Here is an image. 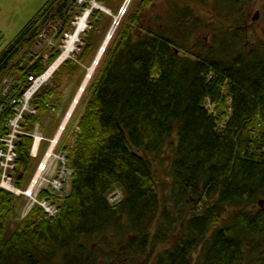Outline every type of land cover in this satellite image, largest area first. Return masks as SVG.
I'll return each mask as SVG.
<instances>
[{
    "label": "trees",
    "instance_id": "1",
    "mask_svg": "<svg viewBox=\"0 0 264 264\" xmlns=\"http://www.w3.org/2000/svg\"><path fill=\"white\" fill-rule=\"evenodd\" d=\"M91 1L114 12L111 3L119 0L44 1L0 51V76L20 72L26 82L27 73L39 74L42 61L30 46L40 28L59 20L58 42L76 10L88 7L80 50L53 72L56 82L63 73L69 79L97 46L99 25L111 22ZM146 1H132L89 76L72 146H61L72 176L54 215L33 205L4 234L13 203L0 190V264H264V60L255 49L213 58L212 44L186 51L181 42L198 24L192 5L204 0L145 8ZM248 1L213 3L210 29L232 34L228 42L219 38L222 50L241 33L218 19H230ZM58 53L51 48L48 61ZM53 87L34 93L36 113L23 116V129L48 108ZM205 98L228 105L212 114ZM15 143L20 185L32 167L30 137L21 134ZM163 176L170 177L174 206L187 194L203 196L201 207L184 217L169 213L160 199ZM115 186L121 198L110 205L106 195ZM173 232V243L152 256Z\"/></svg>",
    "mask_w": 264,
    "mask_h": 264
},
{
    "label": "rangeland",
    "instance_id": "2",
    "mask_svg": "<svg viewBox=\"0 0 264 264\" xmlns=\"http://www.w3.org/2000/svg\"><path fill=\"white\" fill-rule=\"evenodd\" d=\"M44 1L46 0H0V51L14 37L17 31L32 17V15L42 5ZM80 1L81 0H73L75 4H79ZM132 1L133 0H130L128 3L124 2V0H119L118 2L113 1L111 5L112 7L115 6L114 12L109 11L107 7L103 6L106 9L103 12L106 15H109L111 17V22L109 25H106L105 27H103L102 23L99 25L97 32L92 38L93 42L98 40L97 46L95 47L93 51L88 52L83 57V60L79 62V66L81 68L79 70H73L71 72L70 78L67 80H66L65 73H63V75L56 82V79L53 76V72L56 70V67H55L51 75L48 76L44 80V82L41 84V85H46L47 87L52 86L54 84L52 96L47 100V102L44 103V105L47 106L48 108H45L42 113L37 115V119H36L38 132L41 133L42 136H46V137L50 136V134L55 129V126H57L59 122H60L59 125L61 124L65 113L70 107V104L72 102L74 95L77 93V90L81 82L84 79L86 70L89 66L92 65L91 62L95 57L97 49L99 48L113 20L117 18L114 28L111 31L110 35L117 28V26H119V24L125 21V14L127 12V9L130 8ZM163 2L164 0H147L146 3L144 4V7L149 8V6L151 5L153 6L157 3L162 4ZM215 2L216 0H204V5L203 4L202 5L199 4V6L192 5V8H191L192 16L197 19L198 24L196 25V28H193L190 33L185 35V38L183 41L181 40L182 41L181 43L185 47V50L186 51H198L199 48H202V46L207 45V44H212V46L216 49V51L214 52L215 55L213 56V58H216L218 56V57H222L223 59L229 60L230 58L234 56V54L237 51L245 52L249 49H255L256 51L259 52L260 57L264 60V0H249L246 4L242 5L241 11L237 14H234L230 19H220V20L218 19L219 24L223 28L229 27L230 25L236 26L237 29H239L241 33L239 40L236 41V43L233 44V46L231 45L229 48H225L224 50H222V47L219 45L220 43L219 38L223 37L224 40L225 41L227 40L226 42H228V39L229 37L232 36V34L231 32L226 33L221 30L220 32H218V30L212 31L210 29V26L212 25L210 24L211 23L210 22L211 7H213V3ZM86 9H88V7H85L82 9L78 8L76 10L75 15L70 20L69 28L64 30L62 32L61 39L58 42H55L56 48L59 49V52L62 48L61 46H62V43L64 42V39L66 36L65 34L71 31V28L73 26V22L75 21V19L78 18V16H80ZM59 25H56V28L57 26L59 27ZM86 26H87V21H86V25L84 29L79 33L78 40L75 42L72 51L64 59L73 58L74 55L80 50V46L82 43L81 42L82 33L86 29ZM108 40L109 38L107 39L104 49L106 48ZM198 45H200L201 47L196 48L198 47ZM30 49L35 51V48L32 45L30 46ZM50 50L51 49H45V51H47L48 53V57L45 59V62H42V65H43L42 70L46 68L45 64H48L50 62L48 61ZM103 51H101V54L103 53ZM31 52L33 53V51ZM54 59H52L51 62ZM96 64H94V67L96 66ZM85 92L86 90L83 92L82 97L80 98L79 102L76 104L77 106H75V108L73 109V112L69 116L66 123L62 125L63 131L60 130L58 133H56V138L58 139L57 144H56V150L60 149L62 145H67L68 147L72 146L73 135L77 131V128H75L76 121L82 112L84 100L86 97ZM32 97L29 100L30 106H31L30 101L32 100ZM225 103L226 105H228L227 100H226V102L224 101L222 106L218 104L217 106L214 105V108H216L219 112H223L225 110ZM51 107H53L54 110H51ZM34 111H35L34 112L35 114L36 113L35 108H34ZM24 112H27V111H24ZM21 121H20V125L18 126V128H22V130H25L27 133H29L31 130L29 131V130L23 129L21 125ZM34 124L35 123H33V126ZM54 131L56 132V130ZM24 135H28V134H24ZM30 143H31V137H30ZM30 143H29V146H30ZM46 144H47L46 140L40 142L39 152L45 148ZM29 146L27 149V155L30 157L31 161L29 164H31L32 167L27 171V173L25 172L26 174V176H24L25 180L20 185H17L16 183V179L18 178V175L16 172L17 170H19L18 169L19 164L17 163V152H16V144H15L16 157L14 159V168L12 169V174H11L12 181H10V185L8 187L13 192L5 190L4 188L0 189V190H4L11 194L12 196L11 204L13 203V211H12L13 215L7 217L5 220L4 234H6L7 231L13 227V224L15 223V221L21 219L20 214L23 211L25 199L20 197L17 194L18 193L17 189L25 187L26 184L29 182L28 181L29 178L33 176V168L36 163V160L39 158L37 154L36 156H31L32 154H30ZM33 151H34V148L32 149V152ZM166 152H169V150L168 151L166 150ZM163 178L165 179L166 184H164L163 197L161 196L160 199L164 201V205L167 207V210L169 213H172V214L177 213V211L179 210L181 212L179 216L184 217L187 209L191 210V208L195 206L194 209L197 210L201 207L202 202L204 201L203 196H200V198L195 201L194 196L187 195V194H185L182 197L183 202L179 201L178 204L174 206L173 201H172L173 195L170 194L171 192L169 190L170 177L163 176ZM67 186H65V188H67ZM68 189H66L63 195L67 194ZM261 199L264 200V198H261ZM110 205H113V204H110ZM159 206L158 208H160ZM176 235L177 233L173 232L169 236L168 241L158 243L153 249L152 256L153 254L160 251L161 249L168 248L170 244L173 243V241L176 239ZM195 255L196 253L193 252L192 256L195 257Z\"/></svg>",
    "mask_w": 264,
    "mask_h": 264
},
{
    "label": "built area",
    "instance_id": "3",
    "mask_svg": "<svg viewBox=\"0 0 264 264\" xmlns=\"http://www.w3.org/2000/svg\"><path fill=\"white\" fill-rule=\"evenodd\" d=\"M56 25H59L58 20L46 22L38 32L40 42L35 43L34 47L38 56L42 58V62L48 57L45 49L54 46L53 36ZM51 64L52 62L46 65V68L38 75L27 73L24 76L26 82H20V72H4L0 76V189L12 191L8 187L12 181L11 174L16 157L15 141L17 137L21 134H28L31 137L29 146L31 156H36L39 153L41 141H47L34 165L33 176L29 178L25 187L17 189V194L25 199L20 218L25 216L33 205L38 206L46 216L52 217L57 210V199L64 196L63 193L68 189L72 176L71 169L65 163L64 151L56 150L58 139L53 138L54 135L51 137L42 136L38 132L37 123L34 124L31 131L29 130V133L18 128L25 114H34V108L29 105V100L37 88L50 76L51 72L43 77ZM203 107L209 113L215 112L214 105L208 98L204 99ZM60 130H62V125L57 127V131ZM120 198L121 191L117 187H113L106 195L110 204L117 203Z\"/></svg>",
    "mask_w": 264,
    "mask_h": 264
},
{
    "label": "bare ground",
    "instance_id": "4",
    "mask_svg": "<svg viewBox=\"0 0 264 264\" xmlns=\"http://www.w3.org/2000/svg\"><path fill=\"white\" fill-rule=\"evenodd\" d=\"M130 0H126V2L128 3ZM87 15H88V11L85 10L80 16H78V18L75 19V21L73 22V26L71 28V31L67 32L65 35V39L64 42L62 43V48L60 50V54L58 55V57L52 62L51 66L46 70V72L44 73L43 77L47 76L51 71L52 68H54L60 61H62L65 57H67L69 55V53L72 51L75 42L78 40V36L79 33L84 29L85 25H86V21H87ZM106 42L104 43L103 47L105 46ZM101 54H98V57L96 60H98L99 56ZM94 68V64H92L91 66H89L86 70V74L84 76L83 81L81 82L77 93L74 95L72 102L70 104V107L68 108L67 112L65 113L61 125H64L66 123V121L68 120L69 116L71 115V113L73 112V109L75 108V106H77L76 104L79 102L80 98L83 95V92L85 91V85L86 82L88 80V77L90 76L92 70ZM224 92V91H223ZM222 92V93H223ZM224 97V96H223ZM230 97V96H229ZM250 122V121H249ZM254 122V121H253ZM252 122V123H253ZM258 123V122H257ZM254 124V123H253ZM257 125V124H256ZM254 126V125H253ZM251 127V126H250ZM254 132V131H253ZM56 138V132L54 134V137ZM64 199V198H63ZM58 202V201H57ZM60 205V204H59ZM46 219V218H45Z\"/></svg>",
    "mask_w": 264,
    "mask_h": 264
},
{
    "label": "water",
    "instance_id": "5",
    "mask_svg": "<svg viewBox=\"0 0 264 264\" xmlns=\"http://www.w3.org/2000/svg\"><path fill=\"white\" fill-rule=\"evenodd\" d=\"M124 2H126V0H124ZM91 5L94 6V7H96L97 9L102 10V11H105V10H106L103 6H101L100 4H97V3H95V2H92ZM86 10L89 12V8L86 9ZM116 19H117V18H115V19L113 20V22H112L110 28L108 29L106 35L104 36V38H103V40H102V42H101L99 48L97 49V52H96L95 57H94V59L92 60L91 64H96V62H97L96 59H97V57H98V54L100 53V51H103V49H104L103 45H104L105 42H107V39L110 37V33H111V31L113 30V28H114V25H115V23H116ZM174 51H176L175 48H174Z\"/></svg>",
    "mask_w": 264,
    "mask_h": 264
}]
</instances>
